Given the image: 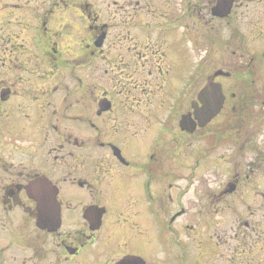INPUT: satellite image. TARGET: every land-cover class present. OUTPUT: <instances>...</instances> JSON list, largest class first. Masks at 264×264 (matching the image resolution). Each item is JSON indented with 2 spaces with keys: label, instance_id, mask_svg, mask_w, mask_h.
<instances>
[{
  "label": "flooded vegetation",
  "instance_id": "flooded-vegetation-1",
  "mask_svg": "<svg viewBox=\"0 0 264 264\" xmlns=\"http://www.w3.org/2000/svg\"><path fill=\"white\" fill-rule=\"evenodd\" d=\"M62 1L0 0V64L26 75L0 71V264H264V121L254 113L257 104L264 109V91L253 88L250 69L246 88L227 94L220 114L192 134L179 129L197 97L184 101L189 86L181 93L186 112L165 128L177 137L160 141L153 120H142L143 110H161L170 99L173 92L156 81L169 86L174 64L184 65L183 45L245 51L241 33L251 45L254 32L264 33V0H226L225 14L216 9L219 0H182V12L161 17L110 12L114 0L96 12L75 0V18L58 12ZM250 6L263 12H248ZM223 32L230 33L224 41ZM31 48L51 70L33 69L27 78ZM244 58L231 57L229 65ZM22 82L32 89H20ZM158 92L164 96L155 103ZM195 135L215 188L199 193L198 216H185L186 193L169 181L189 166V154L179 150ZM43 180L56 192L60 225L53 233L35 227L30 194ZM88 210L99 225L84 218ZM157 252L167 256L159 260Z\"/></svg>",
  "mask_w": 264,
  "mask_h": 264
},
{
  "label": "rangeland",
  "instance_id": "rangeland-1",
  "mask_svg": "<svg viewBox=\"0 0 264 264\" xmlns=\"http://www.w3.org/2000/svg\"><path fill=\"white\" fill-rule=\"evenodd\" d=\"M3 3L4 2H9L10 0H1ZM79 1V0H78ZM116 1V7L110 6V8L108 7V9L110 10V12H155L157 14L158 17H161V14H168L166 12H174L175 15H178L179 12H182L183 9V4H182V0H114ZM74 2L76 3V1L74 0ZM74 2L71 0H63L62 2H58V12L62 11V12H66L67 15L69 17H73L75 18L76 14V10H75V6H74ZM80 2H84L85 4H89V9H94L96 12H104L105 11V6L103 4H105L107 6L110 5L111 0H80ZM139 3L138 5L136 3ZM32 5H33V1H32ZM136 9L135 11H133L132 9ZM248 12H263V6H259V7H252L250 6L249 11ZM58 22H65V17L64 16H59L57 18ZM160 22V19H159ZM66 33H70L69 31H67ZM174 35H172V37H174L177 41L179 35L181 36L182 33L179 32V29H176L172 32ZM241 33V32H240ZM255 33V38L254 41L252 42L253 45L250 49H252V51H254L253 55L250 54H246L247 56L249 55L250 57L245 56V58L240 61L239 59L235 60V65H229L230 60V52L231 49H226L225 47L222 48H217L216 51L214 49L213 52H211V56L212 57H206V58H202L200 54V51L198 50V48H194V45L191 44L192 46L189 45H183L182 48H180L186 55L185 60H184V65L181 66L180 68V63L176 62V64L172 67L174 68V74L173 77H171V73L168 76V78H165L169 80V86H167V81L166 84L164 82V79H158L156 81V83H158L157 88H160V85L163 82V92H167V90L171 93V97L169 100L166 101V105L161 109V110H152L150 111H145L143 110L142 114V120H153L151 121V128L155 131V132H159L160 135V141H164L169 139V137L175 136L177 137L178 134L172 131V129L168 128L167 132L165 131V128L170 124V123H176L179 120V116L183 113L186 112L188 105H184L183 109H181V93H182V89L185 90L186 87H184V84L188 83V85L190 84L189 87V92L186 95V98L184 101L188 100L191 101L193 99H195V95L198 93L199 89L203 86L204 84V80L205 77L209 74H212L215 71H224V72H229L231 73V66H238V67H246L247 65V69H250L249 75H248V79H252L254 81V89L259 93V92H263L264 91V33L260 32H254ZM84 33L80 32V35L83 36ZM243 37L240 39V41H244L243 39H245L244 33ZM228 35H230V33L228 32H223L222 33V40H225ZM154 39L157 38L156 35H154L153 37ZM166 40H169L168 37H163ZM249 42H247L245 45L246 47H250L251 43L250 40L251 38L249 37ZM176 41L174 42V44H176ZM196 46H201V45H196ZM205 46V45H203ZM208 48H206L207 50ZM173 50H176V45H174ZM31 57H33L35 59V61L33 62V64L31 63H27V66L30 67L31 70L35 69L34 71L36 73H38L39 75H43L45 74L44 72L46 71V73L48 71L51 70V68L49 66H45L44 68L42 65V62H40L39 56H40V50H36L31 48L30 49ZM242 51V49H237V51H235V55L236 56H240ZM209 53V50H208ZM199 55V57H198ZM177 56V55H176ZM254 57V58H253ZM202 58V59H201ZM253 58V60H252ZM197 60H200L199 64H197L195 66V62ZM170 64H168L169 66ZM19 68L22 67H26L24 64H18ZM244 67V69H245ZM170 68V69H172ZM23 69V68H22ZM155 75L158 73V68H155ZM0 71H6L10 74H12L13 76H17V77H22L26 75L22 74V70H19L17 68H13L11 64L9 63H5V64H0ZM63 72H65V70H63ZM232 74V73H231ZM166 75V74H165ZM233 75V74H232ZM231 75V78L226 79V78H217L216 81H218L219 83H221L224 87V94H229L232 92V90H235V92H237V90H241L240 88H244V86H247L245 84L242 85V83L236 84L235 80H233ZM33 76V73L29 70H27V78H30ZM15 77V78H17ZM26 78V79H27ZM48 80V75L47 78H38L37 82L39 83H44L45 81ZM33 83L36 82L35 80L32 81ZM133 82V81H131ZM33 83H30V86H32ZM235 84L237 86H235ZM27 83L22 82L21 83V88L20 89H32ZM19 87V86H16ZM34 87H38V85L36 84ZM188 88V87H187ZM152 90L154 89L153 87L151 88ZM157 90V89H156ZM160 93V92H158ZM162 93H160V95L156 98H154L155 103L160 100L164 95H161ZM132 99V97H130ZM173 99V101H172ZM134 102V101H132ZM135 103V102H134ZM159 103V101H158ZM254 113L260 114L261 115V120L264 121V109L261 107L260 104L256 105V108L254 109ZM147 117V118H146ZM221 118H219L218 121H220ZM144 131V130H143ZM143 138H141L140 140H144L145 135L144 133L141 135ZM144 143H146V145H141L140 148H138L137 153H140L142 149V151H145L147 149V147H149V138H148V142L145 141ZM203 145H201L200 143H198V137L197 135H195L194 137H192L190 139V143L185 145L184 147H180L179 153H188L189 154V166H188V161H186L185 163L187 164V166L184 167L185 170H182L181 168L178 171H175V178L174 180L169 181V183H171L173 185V187L175 188H179L181 190V193H186V195L183 198V202H181L180 206L183 207L184 211H185V216H198V213L200 212L201 208H200V203L198 201L199 199V193H201V191L203 189L206 188H215V186L213 184H211V182L209 183V177L206 176L205 172L202 169V164L199 161V157H197L198 153H200V150L202 148ZM225 154H229V150H226ZM182 159H179L178 161H176V166L178 165H182L183 164ZM201 164V165H200ZM224 171L221 173L219 171V177H218V181L221 182L222 180H224ZM207 181V182H206ZM175 188V189H176ZM174 189V190H175ZM173 190V191H174ZM173 211H176V209H173ZM161 213V212H159ZM159 217H161L162 220H159L160 223L163 220V215L159 214ZM162 228V225H160ZM168 231V230H166ZM162 232H165L162 231ZM167 233V232H165ZM168 250V249H165ZM160 251V250H159ZM157 256L158 259L163 260L165 256H167V254L164 255V252H157Z\"/></svg>",
  "mask_w": 264,
  "mask_h": 264
},
{
  "label": "water",
  "instance_id": "water-1",
  "mask_svg": "<svg viewBox=\"0 0 264 264\" xmlns=\"http://www.w3.org/2000/svg\"><path fill=\"white\" fill-rule=\"evenodd\" d=\"M223 75L218 72L207 78L205 88L199 93L198 100L202 108H194V118L199 127H204L222 109L224 97L220 85L213 82L214 78ZM182 131L193 133L195 124L190 120V116H183L180 122ZM30 196L37 202V221L36 226L40 229L51 230L58 227L59 218L56 207L51 197L50 189L44 182H37L32 187Z\"/></svg>",
  "mask_w": 264,
  "mask_h": 264
}]
</instances>
